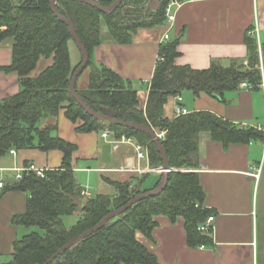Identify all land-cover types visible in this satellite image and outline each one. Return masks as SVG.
Returning a JSON list of instances; mask_svg holds the SVG:
<instances>
[{
	"label": "trees",
	"instance_id": "16d2710c",
	"mask_svg": "<svg viewBox=\"0 0 264 264\" xmlns=\"http://www.w3.org/2000/svg\"><path fill=\"white\" fill-rule=\"evenodd\" d=\"M114 1L95 2L108 7ZM149 1L122 0L114 12L104 14L73 0H56L59 15L71 22L88 54L83 70L88 71L87 85L79 91L75 84V93L96 113L101 114V108H108L116 112L118 122L144 125L157 133L165 132L160 143L173 171L168 173L161 193L138 201L97 232L71 246L51 264H160L137 237L140 234L152 239L159 217H166L171 223L181 219L188 246L210 245L211 238L198 231V226L213 215L205 206V192L198 174L178 170L198 168L201 132H208L213 141L224 147L263 138L255 128H240L207 111L191 112L171 120L163 115L168 100L184 91L196 96L206 94L222 98L225 92L235 90L243 81L257 88L261 74L257 46L251 39H246L245 43L247 68L241 65L222 68L213 64L204 70H194L176 64L179 40L160 45L158 55L162 56V61L156 63L144 108L140 107L137 91L128 81L95 64L93 50L101 42L102 24L115 43L125 45L131 43L137 30L156 28L165 22L169 0H160L155 10L148 7ZM7 38L12 39L11 63L3 71L17 75L20 90L0 101V156L12 149H35L43 153L59 151L62 159L60 166L46 171L43 178L24 172L21 180L4 187V192L16 191L26 195L25 211L13 216L11 223L36 226L45 233L32 232L15 240L10 260L3 264H43L69 240L93 228L107 214L123 207L132 198L152 191L142 190L139 185L133 188L127 182L108 181L115 189L113 196L98 194L84 199L72 167L76 146L52 135L57 130V118L61 112L77 124V133L101 134L108 129L116 139L121 136L133 139L147 149L151 168L162 166V158L147 134L98 121L73 99L69 84L81 62L72 67L70 32L54 16L48 0H0V42ZM40 59H50L51 64L36 77H31ZM41 120L47 123L38 128L37 123ZM160 180L161 176L154 189ZM68 196L78 197L81 206L74 205ZM77 211H80L78 221L69 228L65 227L62 218Z\"/></svg>",
	"mask_w": 264,
	"mask_h": 264
},
{
	"label": "crops",
	"instance_id": "0c3cea01",
	"mask_svg": "<svg viewBox=\"0 0 264 264\" xmlns=\"http://www.w3.org/2000/svg\"><path fill=\"white\" fill-rule=\"evenodd\" d=\"M176 2L175 19L172 23H163L167 24L166 29L162 32L157 27L139 29L129 44L115 43L102 24L101 42L93 50L95 64L110 69L136 91L138 83L144 86L142 103L139 101L144 108L159 47L167 43L161 41L166 31L168 42L179 40L176 64L194 70H204L213 64L222 68L232 65L247 68L245 43L246 39H251L257 46L261 74L257 88L247 90L238 85L235 90L225 92L222 98L206 94L196 96L184 91L180 94L181 101L176 97L168 100L163 115L168 120L174 119L176 106L187 113L207 111L240 128H255L263 138L224 147L213 141L208 132L199 134V166L191 172L198 174L205 192V206L213 212L212 230L203 233L211 238L210 245L188 246L183 221L177 219L171 223L166 217L157 218L152 239L145 238V244L139 241L160 264H264V0ZM253 29H257V36L249 37L248 32ZM11 47L12 39L0 42V101L20 90L17 75L3 71L11 63ZM76 126L63 112L59 114L56 136L76 146L72 155L74 171L78 170V159H96L103 153L96 146L95 132L80 134L75 131ZM115 140L112 134L108 141L103 140L104 144L113 146L111 150L117 160L116 165L96 169L110 174L103 176L104 181L127 182L132 187L139 183L142 190H153L161 175L156 172L141 175L133 171L149 165L144 159H135L136 142L132 139L131 143H114ZM61 159L59 151L43 153L35 149L14 150V154L0 156V182L3 184L0 188V255H10L13 242L19 238V226L13 225L11 219L22 214L26 206L24 193L4 192V187L15 181L18 168L32 164L52 170L60 166ZM143 177L145 188L144 179L139 182Z\"/></svg>",
	"mask_w": 264,
	"mask_h": 264
},
{
	"label": "water",
	"instance_id": "95a60500",
	"mask_svg": "<svg viewBox=\"0 0 264 264\" xmlns=\"http://www.w3.org/2000/svg\"><path fill=\"white\" fill-rule=\"evenodd\" d=\"M49 1V5L51 7L52 13L54 14V16L61 21L62 23H64L67 27L68 30L70 32L71 38L73 43L75 44L77 50L80 53L81 56V63L78 66V68L75 70L70 84H69V91L71 96L73 97V99L80 104V106L83 107V109L85 110V112L87 114H89L91 117L95 118L98 121L101 122H105V123H109L112 125H119L125 128H129L132 130H137V131H141L145 134H147L150 139L154 142V144L157 147L158 152L161 155L162 158V174H161V180L159 183V186L149 192H145L143 194H140L134 198H132L127 204H125L123 207L114 210L113 212L107 214L105 217H103L100 222L95 225L93 228L85 231L84 233L72 238L71 240H69L64 246H62L55 254H53L48 260H46L43 264H51L58 256L62 255L67 249H69L71 246L75 245L76 243L80 242L81 240H83L84 238L88 237L89 235L97 232L99 229H101L109 220H112L116 217H118L119 215H121L122 213H124L128 208H130L132 205H134L135 203H137L138 201H141L145 198L151 197V196H155L158 195L159 193H161L163 191V189L165 188V185L167 183V176L168 173L170 171H172L169 168L168 162H167V157L166 154L161 146L160 141L157 139L154 130L150 127H146L144 125H140V124H134V123H126V122H118L116 120V112L108 109V108H101V114L94 112L93 110H91L89 107H87L83 100L75 93V84L76 81L78 79V77L80 76V74L83 72V70L85 69L87 62H88V54L85 50V48L83 47V45L81 44L80 40L78 39V37L76 36L75 30L73 25L71 24V22L67 19H65L64 17H62L61 15H59L57 9H56V0H48ZM79 3H83L86 4L88 6H91L95 9H97L98 11H100L101 13L104 14H109L115 11V9L117 7L120 6L122 0H115L110 6L108 7H102L100 6L98 3H96L93 0H73ZM148 7L152 8L153 10L157 9L159 7V1L158 0H150L148 2ZM68 198L72 201V203L76 206H81L82 202L81 200H79L78 197L76 196H68Z\"/></svg>",
	"mask_w": 264,
	"mask_h": 264
},
{
	"label": "rangeland",
	"instance_id": "374dc122",
	"mask_svg": "<svg viewBox=\"0 0 264 264\" xmlns=\"http://www.w3.org/2000/svg\"><path fill=\"white\" fill-rule=\"evenodd\" d=\"M166 23L163 24L162 26L157 27L160 29L162 32L164 29H166ZM69 53H70V58H71V65L72 67L76 66L79 62H81V56L79 51L77 50L76 46L74 43L70 42L69 43ZM51 64V60H46V59H40V61L37 64L36 69L30 74L31 77H36L43 69H45L48 65ZM87 74L88 71L85 70L83 71L80 76L78 77L77 80V89L79 91H82L85 89L87 85ZM143 88V89H142ZM136 89L138 91V100L140 103H142V92L145 88L144 86L141 87V84L136 85ZM185 99L187 100V96H185ZM46 120V119H45ZM45 120H41L40 122L37 123V127L41 128L47 123ZM80 123V121H79ZM96 136V146L103 150L102 154H98L97 158H91V159H78L77 160V169L74 171V176L77 184L82 188L85 189L86 193L88 196H84V199H89V198H94L98 194H105L108 196H112L115 193V189L112 185L106 183L103 179L104 177H107V175H110L108 172H98L96 169L100 168L101 166H113V164L117 161L115 156L112 153L111 148L113 146L106 145L104 144L103 140L100 139L99 135L100 133H93ZM53 136L56 135V132H53ZM102 152V151H101ZM116 165V164H114ZM162 167V166H160ZM107 174V175H106ZM145 174V173H144ZM142 175V174H141ZM144 178V177H143ZM142 179L139 180L141 182ZM149 179L151 181L154 180L152 175L149 176ZM148 180V179H147ZM112 182V181H110ZM139 184V183H138ZM138 184H135L133 188H136ZM145 184V179L143 182V185ZM145 188V185L144 187ZM132 189V188H130ZM135 190V189H134ZM84 201V200H83ZM80 217V211L75 212L72 215L64 216L62 218L63 224L65 227L69 228L73 226L79 219ZM38 233L40 235H44V231L36 226H31V227H24V226H19V233L18 236L21 238L23 235L29 234V233ZM138 238L140 241H142L145 244V238L142 235H138ZM10 260V256L8 255H0V264H3L7 261Z\"/></svg>",
	"mask_w": 264,
	"mask_h": 264
},
{
	"label": "built area",
	"instance_id": "2783aa9c",
	"mask_svg": "<svg viewBox=\"0 0 264 264\" xmlns=\"http://www.w3.org/2000/svg\"><path fill=\"white\" fill-rule=\"evenodd\" d=\"M175 7H178V4L176 2V0H169L166 8H165V21L168 22V23H172L175 19V15H174V8ZM257 29H253L251 31L248 32V36L249 37H253V36H257ZM163 43H166L169 41V34H168V31H166L163 36H162V40H161ZM162 61V56H159L157 57V62H161ZM240 88H244V89H247V90H252L253 89V86H251L247 81H243L239 84ZM262 87L264 89V84H262ZM177 101H181V98L180 96H176L175 98ZM175 114L176 116H179V115H184V114H187L186 110L181 108L180 106H176L175 107ZM155 135L157 137V139L159 141L163 140L164 137H165V132H160V133H157L155 132ZM111 135V132L108 130V129H105L101 134H100V137L103 139V140H107L109 139ZM132 142V139L131 138H126L125 136H121L119 139L115 140L114 143H131ZM134 149H135V152H136V155H135V159L137 160H145L149 163V159H148V151L146 148H142L141 146H139L138 144H134ZM10 154H14V150H10L9 152ZM128 169V168H127ZM16 171V175H15V180H21L22 178V173L24 172H27V173H32L34 174L36 177H40V178H43L44 177V174L46 171V169H41V168H38L36 167L35 165H32V164H28V165H25L24 167L22 168H18L15 170ZM134 172H137V173H140V174H144V173H149V172H156L158 174H162L163 170L161 167H158V168H150L149 165L145 168H135L133 169ZM173 171V170H172ZM174 171H177V170H174ZM180 172H183V173H189L191 172V170H186V169H181V170H178ZM3 187V184L0 182V188ZM82 196H88V194L84 191H82ZM214 221V218L212 216H209L208 218H206V220L201 223L199 226H198V231L202 232V233H209L211 230H212V223ZM203 248V246L201 247Z\"/></svg>",
	"mask_w": 264,
	"mask_h": 264
}]
</instances>
